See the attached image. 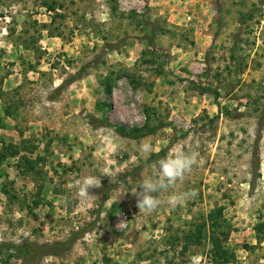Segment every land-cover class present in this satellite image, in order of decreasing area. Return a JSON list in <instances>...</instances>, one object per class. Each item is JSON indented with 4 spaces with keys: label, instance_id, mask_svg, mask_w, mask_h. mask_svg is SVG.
I'll return each mask as SVG.
<instances>
[{
    "label": "rangeland",
    "instance_id": "374dc122",
    "mask_svg": "<svg viewBox=\"0 0 264 264\" xmlns=\"http://www.w3.org/2000/svg\"><path fill=\"white\" fill-rule=\"evenodd\" d=\"M0 264H264V0H0Z\"/></svg>",
    "mask_w": 264,
    "mask_h": 264
},
{
    "label": "clouds",
    "instance_id": "9594fccd",
    "mask_svg": "<svg viewBox=\"0 0 264 264\" xmlns=\"http://www.w3.org/2000/svg\"><path fill=\"white\" fill-rule=\"evenodd\" d=\"M141 153H151V143L139 145ZM196 163L195 153L180 151L171 157H165L158 161V174L155 179L143 180L134 192L137 197V206L140 210L149 212L158 206V200L154 194L171 187L179 178L188 173ZM97 182L94 177H88L76 182V187L81 194H90V190L96 188ZM195 195V193H192Z\"/></svg>",
    "mask_w": 264,
    "mask_h": 264
},
{
    "label": "trees",
    "instance_id": "16d2710c",
    "mask_svg": "<svg viewBox=\"0 0 264 264\" xmlns=\"http://www.w3.org/2000/svg\"><path fill=\"white\" fill-rule=\"evenodd\" d=\"M158 155H159V154H153V155L151 156L150 159H155ZM150 159L148 160V162H150ZM215 244H216V243H215ZM23 251H28V249L23 248Z\"/></svg>",
    "mask_w": 264,
    "mask_h": 264
}]
</instances>
